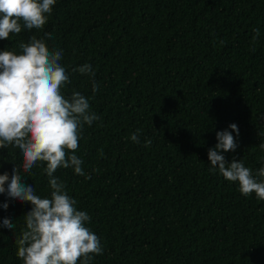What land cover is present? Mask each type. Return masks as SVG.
Segmentation results:
<instances>
[{
	"label": "trees",
	"instance_id": "1",
	"mask_svg": "<svg viewBox=\"0 0 264 264\" xmlns=\"http://www.w3.org/2000/svg\"><path fill=\"white\" fill-rule=\"evenodd\" d=\"M33 35L62 51L64 94L80 92L100 117L75 153L85 176L54 174L100 238L91 264H264V201L208 159L235 123L238 148L221 154L254 175L264 167V0H56L42 31L0 40V51L20 53ZM84 64L94 77L74 71ZM22 163L19 149H0V174ZM45 167L22 174L50 198ZM3 203L0 221L15 228H0V264H23L15 241L32 206L6 194Z\"/></svg>",
	"mask_w": 264,
	"mask_h": 264
},
{
	"label": "clouds",
	"instance_id": "2",
	"mask_svg": "<svg viewBox=\"0 0 264 264\" xmlns=\"http://www.w3.org/2000/svg\"><path fill=\"white\" fill-rule=\"evenodd\" d=\"M55 4L56 0H0V40L19 35L24 29L42 31ZM254 31L258 37L259 29ZM19 48L20 53L0 51V149L14 146L23 157L22 171L20 166L13 168L11 177L0 174V195L32 206L23 216L25 230L15 241L17 256L23 264H91L95 256L103 254L100 238L87 226L91 217L77 209V201L54 174L58 169L72 168L76 175L85 176L83 161L75 153L84 126H92L100 117L80 92L72 90L66 96L62 91L71 81L61 64V50H50L35 35L28 43L21 42ZM74 71L95 76L90 64ZM98 89L93 79V93ZM229 128L231 131L216 133L218 143L208 151L209 171L218 170L225 180L237 183L243 196L255 193L264 201V167L254 175L242 160L228 162L221 154L234 153L238 148L239 128L235 123ZM140 132L138 129L131 135L134 143H140ZM150 144L151 140L145 142L146 147ZM260 147L264 148V143ZM37 164L46 165L50 198L40 197L33 185L24 183L27 176L22 173H30ZM8 207L7 203L0 204L5 210ZM0 228L12 231L15 224L11 218H4Z\"/></svg>",
	"mask_w": 264,
	"mask_h": 264
}]
</instances>
